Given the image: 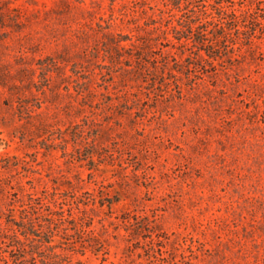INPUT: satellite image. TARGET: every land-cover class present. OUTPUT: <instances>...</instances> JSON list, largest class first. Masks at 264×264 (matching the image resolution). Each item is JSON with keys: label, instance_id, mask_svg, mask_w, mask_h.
<instances>
[{"label": "rangeland", "instance_id": "obj_1", "mask_svg": "<svg viewBox=\"0 0 264 264\" xmlns=\"http://www.w3.org/2000/svg\"><path fill=\"white\" fill-rule=\"evenodd\" d=\"M172 1L0 0V220L63 211L58 264H264V0L222 58Z\"/></svg>", "mask_w": 264, "mask_h": 264}, {"label": "trees", "instance_id": "obj_2", "mask_svg": "<svg viewBox=\"0 0 264 264\" xmlns=\"http://www.w3.org/2000/svg\"><path fill=\"white\" fill-rule=\"evenodd\" d=\"M212 1L213 11L208 12V6H196L193 0H173V9H177L181 12V16L185 17L179 20L181 28L174 29L176 38L182 40V43L191 41L199 50H205L209 57L222 58L228 52L227 46H222L221 42L232 37L234 33L242 31L241 29L246 26L242 24L244 17L230 13L223 6L222 1ZM253 36V33L245 36L247 45L252 43ZM21 207L18 216H6L4 222L0 220V250L3 249L0 251V264H58L56 255L59 254L54 252L45 256L43 251L56 246L53 243L56 236L63 237L71 231L74 233L77 231L76 228L71 227L73 225L71 220L63 215V211L60 214L51 209L50 212H42L41 219L36 221L37 212ZM156 260L161 261V264H168L161 258Z\"/></svg>", "mask_w": 264, "mask_h": 264}]
</instances>
